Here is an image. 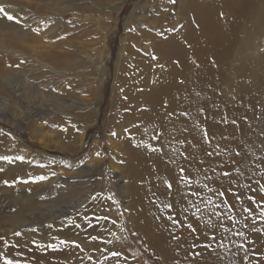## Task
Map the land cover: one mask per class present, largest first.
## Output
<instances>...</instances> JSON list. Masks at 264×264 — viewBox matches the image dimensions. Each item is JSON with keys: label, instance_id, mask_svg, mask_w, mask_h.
Instances as JSON below:
<instances>
[{"label": "bare ground", "instance_id": "obj_1", "mask_svg": "<svg viewBox=\"0 0 264 264\" xmlns=\"http://www.w3.org/2000/svg\"><path fill=\"white\" fill-rule=\"evenodd\" d=\"M98 1L106 10L118 0ZM145 6L140 18L131 14L125 43L143 36L138 21L161 19L158 5L145 0ZM25 13L18 12L17 20L31 16ZM175 14L181 27L164 41L151 37L143 68H136L139 58L130 45H122L116 62V83L120 79L130 89L138 76L143 87L149 83L154 59L162 67L151 89L122 100L136 129L129 143L136 175L134 223L145 237L152 235L169 264H264V0H181ZM4 27L25 43L47 37H39L40 26L33 31L0 19V30ZM34 45L22 44L21 55L35 58L44 47ZM64 184L46 188L32 203L49 204L51 218L68 213L70 191ZM17 198L8 195L4 204L14 205ZM9 210L0 225L20 229L19 216Z\"/></svg>", "mask_w": 264, "mask_h": 264}, {"label": "rangeland", "instance_id": "obj_2", "mask_svg": "<svg viewBox=\"0 0 264 264\" xmlns=\"http://www.w3.org/2000/svg\"><path fill=\"white\" fill-rule=\"evenodd\" d=\"M0 1V19L33 31L40 26L39 37L51 39L25 43L5 27L0 30V216L7 217L11 207L22 223L18 230L1 223L0 264H169L152 235L145 237L134 223L136 175L129 143L136 129L124 106L129 93L153 87L162 67L154 59L149 83L143 87L138 76L131 89L120 79L116 85L115 72L123 44L132 46L139 58L135 66L143 68L151 37L164 41L177 32L181 0H150L161 19L136 20L146 33L129 43L126 26L131 14L140 18L145 0H118L106 10L98 0ZM21 11L31 16L17 20ZM22 44L45 51L34 52L32 62L21 55ZM63 183L70 191L68 213L51 218L49 204L32 200ZM8 195L19 202L4 204Z\"/></svg>", "mask_w": 264, "mask_h": 264}, {"label": "snow or ice", "instance_id": "obj_3", "mask_svg": "<svg viewBox=\"0 0 264 264\" xmlns=\"http://www.w3.org/2000/svg\"><path fill=\"white\" fill-rule=\"evenodd\" d=\"M2 11H3V9L0 8V12H2ZM8 18H9V19H12L11 16H9ZM261 191H264V188H262ZM16 234L19 235V233H16ZM61 243H64V241H61ZM51 247H54V246H51ZM6 264H10V262H6Z\"/></svg>", "mask_w": 264, "mask_h": 264}]
</instances>
